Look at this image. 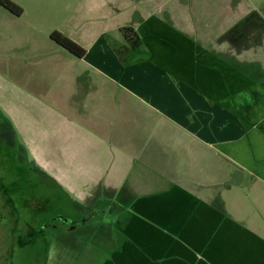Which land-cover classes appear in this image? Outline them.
<instances>
[{
	"label": "crops",
	"instance_id": "1",
	"mask_svg": "<svg viewBox=\"0 0 264 264\" xmlns=\"http://www.w3.org/2000/svg\"><path fill=\"white\" fill-rule=\"evenodd\" d=\"M146 2H152V7H139ZM181 2L90 0L60 28L86 50V56L78 58L84 70L124 88L127 96L117 100L122 120L129 124L133 120L140 127L147 123L148 111L156 112L163 118L162 137L157 128L148 134L123 122L120 127L115 124L113 132L107 124H91L89 118L101 115L116 120L113 115L118 110L110 98L92 93L84 96L82 107L72 115L48 111L46 106L45 118L50 115V121L44 125L43 107L39 111L37 105L31 123L18 108L9 114L15 115L14 125L25 146H33V152L56 149V156L60 155L56 162L60 171L47 170L53 181L81 198H90L97 189L98 197L92 198L110 200L115 218L95 232L99 245L105 239L112 248L105 262L264 264V235L235 215L242 211L240 196L248 195L253 203L264 196V0H223L229 12L209 15L202 29L195 24L196 17H202L189 14ZM129 27L140 35V51L149 60L128 64L136 52L127 48L121 29ZM259 27L261 34L249 31ZM118 50L129 52V57L123 61ZM79 74L74 77L78 87L100 90L92 76ZM179 88L184 99L175 94ZM204 116L205 121L199 119ZM55 118L57 125L61 119L59 142L50 133ZM166 124L174 136L168 141ZM47 134L54 142H44ZM117 134L118 139L112 138ZM91 142L97 149L90 147ZM183 147L185 152L175 156L193 162L191 168L199 175L174 180L162 176L170 148L177 153ZM74 148L94 158L98 174L88 171L74 155L67 160L65 152L73 153ZM204 166L229 170L220 175ZM85 183L92 187H84Z\"/></svg>",
	"mask_w": 264,
	"mask_h": 264
},
{
	"label": "rangeland",
	"instance_id": "2",
	"mask_svg": "<svg viewBox=\"0 0 264 264\" xmlns=\"http://www.w3.org/2000/svg\"><path fill=\"white\" fill-rule=\"evenodd\" d=\"M12 1L22 8L23 14L21 16L13 14L0 5V264H110L109 259L106 262L105 260L110 256L112 248H110L109 243L105 239L100 241L101 243L99 245L98 240L95 238L96 231L94 232L92 230H80L69 241H62L56 237H52L47 248L43 249V252H35V247L34 249H31L29 246L23 248L25 245L21 244V248L11 246L13 241L9 232L12 230L11 228H13L16 220L18 228L20 229L19 233L24 235L28 231L27 224L34 226L38 230L39 225L43 223L48 224L52 219L57 218L60 220V216L62 215L69 217L71 204L68 200L69 197L65 196L61 189L59 190L51 180L45 178L43 174L32 170L33 163L35 167L41 169L46 174L48 171L54 172L53 170H59L60 167L56 166V162L60 155L56 156V149L53 150L51 148V151L48 153L39 152V150L33 152V146L30 144L25 146L24 139L19 135L14 125L15 115L10 114L12 111L17 112L18 109L19 111L22 110L21 112L25 115V121L31 123L33 105L34 108L37 105L39 111L43 107L44 118H41V123L44 125V123H49L50 121V115L45 118L46 106L49 107L47 109L48 111L72 115L79 111V106L82 107L83 103L81 100H84V96L86 97L87 94L92 93L94 97L99 96L102 99L110 98L112 102L114 101L116 102L115 104H118L116 105L118 107L117 113L113 115L117 117L116 120L107 115V118L104 115L89 118L91 124L94 123V125L96 124L99 127L107 124L106 128L109 129L111 127L113 132L117 131L115 124L120 127L125 123V126L129 125L128 128L131 130H133V127L137 129L141 128L144 131L146 129L148 134L151 133V130L157 128L156 132L158 134L161 133L160 137H162L163 128L161 122L163 118L156 112L148 111L149 119L147 123H143L140 127L135 126L133 120L130 124L129 120L124 122L122 120L123 112L120 110L121 106L117 103V100L121 101V98L127 96L124 88L115 87L111 83H107L108 81L103 77L97 76L95 71L87 70L86 67L84 70L83 65H81L77 57L70 54L51 39L52 33L55 31L61 32L60 28L63 26V23L74 12L80 9L84 3L90 0ZM215 1L182 0L181 4L187 6L189 14L195 15L196 13V15L202 17L200 20L196 17L195 22L198 29H202L207 22L205 18L209 15L213 14L215 16L219 13L223 16V12H229L226 10L227 5L223 0ZM141 5H149L152 7L153 3L146 2L140 4L139 7ZM172 5L170 4L171 7L177 4ZM258 29H250L249 31H256L258 34H261L260 27ZM249 34L250 36L253 35V33ZM234 47L238 49L239 46ZM235 48L233 49L235 50ZM127 53L124 51L121 52L119 54L120 59L124 61L127 56L129 57ZM134 59L132 60L130 58L128 64L149 60V56L140 51L135 53ZM78 72L85 74L82 75L83 78L87 77L86 74L92 76L94 83L98 85L97 87L100 90L98 91L94 87L82 86V84L78 87V84L75 82L77 79L74 78L79 74ZM158 74L161 75L160 73ZM150 78L154 80L156 77L151 76ZM161 78L162 76H160ZM175 94H181L180 88L177 89ZM181 97L184 99L182 94ZM76 100H78V103ZM115 104H112L114 108ZM125 106L126 104L124 103L123 108ZM109 111L112 114L114 113L113 110ZM80 112L78 114H81ZM127 117L130 119L128 115ZM19 119L25 122L21 117ZM55 119L56 121L50 124V133L59 142L63 139V134L61 135L59 130L61 119L58 125V118ZM199 119L206 120L205 116ZM110 120L112 121V125L109 124ZM9 121L14 126V130L11 129ZM165 127L166 141H168V138L173 135L169 134L170 126L166 124ZM92 129H94V126ZM41 135L44 137V134ZM77 136L82 140L78 134ZM49 138L50 135L47 134V139L44 142L46 140L47 142H54L55 139L50 138L49 141ZM112 138L118 139V134ZM166 141L165 143H167ZM150 143H152V140ZM71 144L77 147V143L72 141ZM91 144L94 145L93 142ZM28 146L31 151L26 148ZM90 147L97 149L95 145ZM151 148L156 151L154 146H151ZM181 151L185 152V148H179L177 153L174 149L172 150L170 148V152L163 161L162 172H160L162 176L170 179L173 177L174 180L199 175L197 170L194 171L191 168V163L193 162L186 161L187 159L182 161L180 158L183 157L175 156L181 153ZM159 152L165 157L164 150L160 149ZM71 153L68 151L65 152L67 160L70 161L72 159L71 157H73L72 155H74L73 159H79L80 163L86 166L88 171L98 174L100 169L95 166L94 158L88 155L83 156L81 150L79 152L75 148L73 153ZM149 153L152 155L155 152ZM47 154L49 157L46 156ZM150 155L148 154V156ZM184 161H186V165ZM203 162L205 163V161ZM152 165L157 164L152 163ZM169 165L172 166L170 167ZM172 168L174 170L169 173L168 171H171L170 169ZM196 168L198 167L196 166ZM204 168H210L212 170V167L204 166ZM155 169H158V167H155ZM180 170L181 172H179ZM211 170L210 173L214 171ZM228 170L225 167H216L214 172L224 175V172ZM231 170L236 172L235 167H232ZM23 171L30 172V174L22 175ZM38 178L42 183L36 186L33 182L34 179ZM39 179L38 182L40 181ZM82 185L86 188L92 187L91 183ZM68 187L72 189L70 185ZM66 192L72 199L77 200L79 204L81 203L83 205L93 203L95 198L92 197H98L97 189L92 192L90 198H81V196L72 193V190H66ZM240 199L243 206L242 211L235 213V215L241 219L244 218L245 223L256 227L258 232L264 235V196L260 195L258 203H253L248 195L246 198L240 196ZM230 209L233 208L231 207ZM229 211L231 212L232 210ZM51 235L53 236V234ZM40 246L39 244L37 248L39 249ZM10 250L11 252H9Z\"/></svg>",
	"mask_w": 264,
	"mask_h": 264
},
{
	"label": "flooded vegetation",
	"instance_id": "3",
	"mask_svg": "<svg viewBox=\"0 0 264 264\" xmlns=\"http://www.w3.org/2000/svg\"><path fill=\"white\" fill-rule=\"evenodd\" d=\"M11 126L12 128H14L13 125ZM48 177L51 178L50 176ZM51 181L54 184L56 183L55 184L56 186L58 185L57 186L58 189L59 190L61 189V191L64 193L65 196L69 197L68 200L70 201L69 203L71 204V207L69 208V212H70L69 217L62 215L60 216L61 217L60 220H58L57 218L52 219L51 222H49L48 224L43 223L39 225L40 227L38 230H36L34 226L27 224L28 231H26L24 235L19 233L20 229L18 228V224L16 223L17 222L16 220L13 228H11L12 230L9 232L13 241L11 243V246H16L17 248H21L20 246L21 244V245H25V248L29 246L31 249H34L35 247V252L38 251L43 252V249L47 248L52 237H56L58 238V240H62V241H67V240L69 241L70 239H72L73 235L77 234L80 230L83 229L87 231L92 230L95 232L100 225L109 222L111 223V221H113V219L115 218V215H113V212L115 211L112 205L110 204V200L98 198L95 199L93 203L91 202L87 205H83L81 203L79 204L77 200L72 199L67 194L63 186H61V184L53 180ZM51 234H53V236ZM39 244L41 246L38 249L37 247ZM9 252H11V250Z\"/></svg>",
	"mask_w": 264,
	"mask_h": 264
},
{
	"label": "trees",
	"instance_id": "4",
	"mask_svg": "<svg viewBox=\"0 0 264 264\" xmlns=\"http://www.w3.org/2000/svg\"><path fill=\"white\" fill-rule=\"evenodd\" d=\"M0 5H2L4 8H6L7 10H9L10 12H12L15 15L21 16L23 14L22 8H20L12 0H0ZM121 31L123 32L124 38L126 40L127 48L131 49L134 52H139L140 48L142 46V39H141L140 35L133 28H130V27L129 28H123V29H121ZM51 39L54 42H56L59 46H61L63 49H65L70 54H72L73 56H75L79 59L84 58L86 56V50L84 48H82L75 41H73L72 39L65 36L63 33L59 32V31L53 32L51 35ZM123 51L124 50H119L118 54H120ZM9 123H10V125H12V123L10 121H9ZM11 129H13L12 126H11ZM32 166L34 168V169L32 168V170H34L35 172H37L39 174H43L46 178H49L45 172H43L39 168L35 167L34 163L32 164ZM29 174H30V172L23 171L22 175H29ZM49 179H51V178H49ZM33 183H35V185L37 186L42 182H41V180L38 182V179H37V180H34ZM23 248H25V246Z\"/></svg>",
	"mask_w": 264,
	"mask_h": 264
}]
</instances>
